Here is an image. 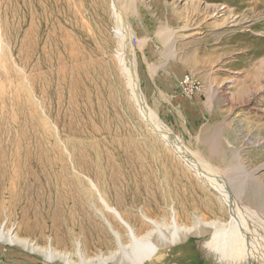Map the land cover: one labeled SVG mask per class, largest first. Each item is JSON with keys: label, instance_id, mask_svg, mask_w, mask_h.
<instances>
[{"label": "rangeland", "instance_id": "obj_1", "mask_svg": "<svg viewBox=\"0 0 264 264\" xmlns=\"http://www.w3.org/2000/svg\"><path fill=\"white\" fill-rule=\"evenodd\" d=\"M41 2V46L60 70L50 94L46 85L34 83L35 90L47 92L35 91L48 124L35 112V97L21 75V1L0 0V227L36 247L71 254L74 263H80L79 246L86 258L108 256L118 246L107 223L124 245L130 239L88 179L141 237L154 229L143 215L159 224L172 220L160 164L166 165L167 180L186 175L197 188L173 193L180 227L194 228L197 220L230 222L228 207L211 191L205 190L207 198L199 190L198 180L141 119L117 63L111 0ZM118 5L133 30L132 53L146 103L190 150L243 183L240 164L249 171L264 164V0ZM186 74L199 85L194 94L179 86ZM221 87L229 93L215 97ZM52 126L72 139L73 162L61 149L55 155L49 149L42 132ZM257 177L264 183V167ZM213 233L201 226L174 246H160L158 258L145 264H216L222 257L212 245ZM0 264L65 263L0 241Z\"/></svg>", "mask_w": 264, "mask_h": 264}, {"label": "bare ground", "instance_id": "obj_2", "mask_svg": "<svg viewBox=\"0 0 264 264\" xmlns=\"http://www.w3.org/2000/svg\"><path fill=\"white\" fill-rule=\"evenodd\" d=\"M20 1L22 11L24 12L22 18L24 33L21 40V75L26 88H29L28 90L31 91L35 97L36 103L34 104L37 108L35 112L42 115L43 121H45V124H48L50 117L46 111L47 108L45 109L43 103L39 100L40 97L38 98L36 95V92L42 95L47 93L44 89L39 88L40 84L47 86V90L49 91L48 94L53 92L57 85L55 82L59 77L57 74L59 69L54 65L55 59H52L49 55L47 56L48 53L46 54L45 48L41 46L42 33L39 28L41 27L39 22H41V18L45 12L41 0ZM118 2L119 0H111L113 14L117 21L116 36L119 41V49L116 52L117 63L120 65V70L126 81L128 90L130 91L131 99L137 107L140 117H142L141 119H143L144 123L148 125V128H150L152 132L154 131L158 138L162 140L166 148L171 150L181 163L185 165L192 177L198 180L199 184H201L199 185V187L201 186L199 190H201L207 198L209 192L207 193L205 190L211 191L222 205L224 204L228 207L232 217L231 221L222 223L219 220H215L211 223H203V221L197 220L194 228L180 227L176 220L177 210L174 205L173 193L182 190L184 186L187 188L186 192H191L197 188L193 185L195 184L194 179L192 178L189 180L186 175L185 180H181L179 177L175 179L170 177V179L167 180L166 177L168 178L169 173L167 172L166 165L160 164L159 170L161 172L160 174H162L161 188L165 196V198H163L166 199L167 203H170L172 220L170 225L165 223L159 224L143 215L144 220L152 224L154 229L148 231L141 237L136 235L135 229L123 218L121 213L110 205L106 196L104 197L103 191L98 188L92 180L88 179L90 187L96 192L99 201L105 209L114 214L126 227L130 239L129 246L123 244L121 237L117 232L113 231L109 223L107 224L116 238L117 250L111 251L108 256L100 254L93 258H86L78 244L77 255L80 259V263H74L71 259V254L57 252L51 247H36L30 240L20 238L14 232L6 230L5 227H0V241L11 245H20L32 253L39 252L50 262L59 259L65 264H106L108 262H117V264H145L148 261H154L160 253V246H174L181 241L182 235L184 237V234L192 233V231L198 230L201 226H210L214 232L212 245L222 257V260H219L220 262H216V264H264V183L257 177V173L264 167V164L251 171L247 170L244 164H240V173H244L245 176L243 178V183L239 181L236 184L237 179H229L223 172L221 173L219 170L215 169L213 167L214 165L206 162L200 154L190 150V148L185 145L183 139L176 135L160 120L157 113L149 107L144 99L137 76L135 59L132 53L133 30L130 23L127 22L125 16L121 13ZM5 46V43L2 41V50H4ZM35 53L39 55L38 58L35 57ZM29 66H32V71L29 69ZM67 71V69L62 70V73L65 74L63 75L64 79L66 78ZM36 82L39 85L37 90H35ZM65 83L66 80H64L63 85H65ZM221 88L218 90L215 97H224L229 93L227 90H224L225 88ZM32 94L30 96H32ZM42 133H45V135L43 136L42 134V136L46 141H51L49 149L53 151L54 155L61 149L62 152L66 154L67 159L73 162L74 148L71 143L72 139L70 140L68 135L60 134L56 126H52L50 130L44 128ZM260 150H262V153L263 148ZM64 166H62V168ZM188 187H192V189H188ZM96 212L100 213V216L104 218L100 210L96 209ZM165 230L168 231V234L165 233ZM155 237L157 238L154 240ZM161 256L162 255H160V257Z\"/></svg>", "mask_w": 264, "mask_h": 264}, {"label": "built area", "instance_id": "obj_3", "mask_svg": "<svg viewBox=\"0 0 264 264\" xmlns=\"http://www.w3.org/2000/svg\"><path fill=\"white\" fill-rule=\"evenodd\" d=\"M179 86L187 92L194 94V90H199L198 83L194 80L193 76L190 74H186L179 81Z\"/></svg>", "mask_w": 264, "mask_h": 264}]
</instances>
